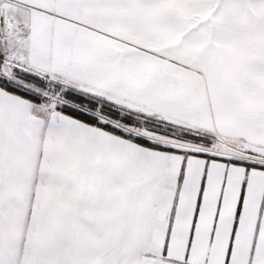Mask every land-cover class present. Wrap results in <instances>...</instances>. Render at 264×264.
Returning <instances> with one entry per match:
<instances>
[{"label":"snow or ice","instance_id":"obj_1","mask_svg":"<svg viewBox=\"0 0 264 264\" xmlns=\"http://www.w3.org/2000/svg\"><path fill=\"white\" fill-rule=\"evenodd\" d=\"M0 264H264V0H0Z\"/></svg>","mask_w":264,"mask_h":264}]
</instances>
